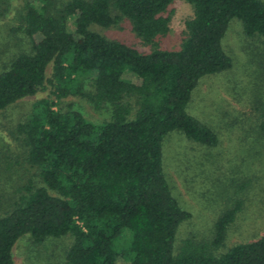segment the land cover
Masks as SVG:
<instances>
[{"label": "trees", "instance_id": "trees-1", "mask_svg": "<svg viewBox=\"0 0 264 264\" xmlns=\"http://www.w3.org/2000/svg\"><path fill=\"white\" fill-rule=\"evenodd\" d=\"M175 1L23 0L15 6L13 32L26 46L0 69V115L48 85L55 99L35 102L26 119L7 125L10 140L0 134V264L15 263L14 247L25 236L34 247L71 237L65 264H118L119 257L130 264H264V235L217 254L243 210L237 195L254 178L242 174L211 240L177 245L179 228L193 216L173 195L164 162V141L173 132L204 148L219 146L218 135L187 109L204 77L233 67L222 47L232 20L242 23L247 38L264 43V2L180 0L192 6L193 17L180 49L161 50L156 39L170 32L165 14ZM123 20L153 46L150 53L91 30ZM69 97L109 110L110 118L96 124L71 106L59 108ZM255 133L264 139V116Z\"/></svg>", "mask_w": 264, "mask_h": 264}, {"label": "rangeland", "instance_id": "rangeland-1", "mask_svg": "<svg viewBox=\"0 0 264 264\" xmlns=\"http://www.w3.org/2000/svg\"><path fill=\"white\" fill-rule=\"evenodd\" d=\"M22 2L0 0V69L13 58V53L26 46L22 35L13 32L19 25L15 6H20ZM193 14L192 6L184 1L178 0L170 5L165 14L166 17L171 16L170 32L156 39L161 50L180 49L185 38V23ZM91 30L143 54L153 50V46L145 45L136 36L128 20L110 28L92 26ZM222 47L231 57L233 67L204 77L193 92L187 109L191 116L218 135L219 146L204 148L176 132L164 141V162L173 195L181 201L183 209L193 216L179 228L177 245L188 238L211 240L213 225L222 213L227 197L235 193L236 185L244 182V179L240 180L242 174L248 173L249 177L254 178L244 192L236 193L244 200V207L229 230L225 247L217 254L264 235V139H258L255 133L256 126L264 116V43L247 38L242 23L234 19L222 40ZM51 74L50 66L47 77L50 78ZM127 79L133 80V77L127 76ZM52 91L48 85L35 97L18 103L0 115V134L7 139L5 127L13 121L16 124L26 119L35 102L49 97L55 99ZM70 106L96 124L110 118L109 110L96 111L80 97H69L59 104L64 111ZM128 237L127 232L123 243ZM50 240L43 247H34L28 236L23 237L14 247V264H65L64 253L72 243L71 237ZM118 264L130 262L119 257Z\"/></svg>", "mask_w": 264, "mask_h": 264}]
</instances>
